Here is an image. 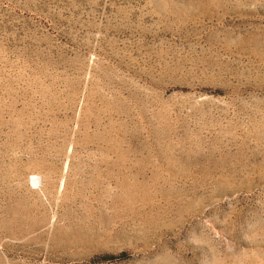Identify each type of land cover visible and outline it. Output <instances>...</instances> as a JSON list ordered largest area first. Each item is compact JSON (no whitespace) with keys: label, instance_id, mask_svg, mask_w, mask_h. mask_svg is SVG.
I'll return each instance as SVG.
<instances>
[{"label":"rangeland","instance_id":"1","mask_svg":"<svg viewBox=\"0 0 264 264\" xmlns=\"http://www.w3.org/2000/svg\"><path fill=\"white\" fill-rule=\"evenodd\" d=\"M0 264H264V0H0Z\"/></svg>","mask_w":264,"mask_h":264}]
</instances>
